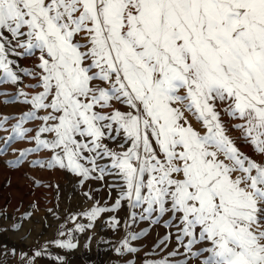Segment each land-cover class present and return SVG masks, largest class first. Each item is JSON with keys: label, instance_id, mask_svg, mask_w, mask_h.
<instances>
[{"label": "snow or ice", "instance_id": "6c2138e0", "mask_svg": "<svg viewBox=\"0 0 264 264\" xmlns=\"http://www.w3.org/2000/svg\"><path fill=\"white\" fill-rule=\"evenodd\" d=\"M0 86L24 106L0 113V153L28 145L5 163L70 189L35 233L38 202L5 200L0 233L33 242L0 264L76 249L105 213L120 264H264V0H0Z\"/></svg>", "mask_w": 264, "mask_h": 264}, {"label": "rangeland", "instance_id": "374dc122", "mask_svg": "<svg viewBox=\"0 0 264 264\" xmlns=\"http://www.w3.org/2000/svg\"><path fill=\"white\" fill-rule=\"evenodd\" d=\"M30 62L22 60L21 64L28 66ZM2 87V86H0ZM11 90V86H9ZM3 97L0 96V100ZM24 106L21 104H13L7 107L0 105V113H16L19 112ZM11 123V121H9ZM10 131V129H9ZM231 136L236 137L238 133L231 131ZM6 132L0 129V145L4 142ZM238 147L245 153L252 155L253 150L245 143L237 140ZM26 141H13L8 146V150L0 153V206H3L5 200L9 201L8 211L11 213L15 208H19L20 212L31 210L29 208L30 202L36 200L39 204L38 210L34 211L35 223L33 224L34 233L40 230V220L45 214V208L51 207L56 203V188L55 185H60V202L61 206L68 203L67 197L70 189L64 182V177L58 172L40 168L38 165H29L24 162L22 166H17L13 169L5 163L6 160L11 159L18 155L12 149L27 147ZM40 154H30L29 159ZM31 177L42 180L44 185H52V187H44L43 185H33ZM11 180V187L8 186L7 181ZM105 196L104 192L100 193ZM78 197L73 196L72 203H76ZM22 201V203H21ZM117 215L124 216V212L117 210ZM18 215V213H17ZM111 213L102 214L94 222V227L91 230H86L84 233H79L76 236L78 247L73 250L57 249L52 250V257L40 258L39 264H58L54 261L56 254L64 255L67 264H120V258L113 250L112 245L123 235L122 231L114 230L107 225L106 217ZM86 222V221H84ZM144 226V225H140ZM123 225L121 224V229ZM138 230V228H137ZM53 230L48 229L43 233L44 237H50ZM156 232H163L162 228L154 229L149 235L145 243H149L156 235ZM91 235V239L88 237ZM33 241H20L15 237L0 233V243H7L9 246H17L24 248L27 251V244ZM87 244V246H85Z\"/></svg>", "mask_w": 264, "mask_h": 264}]
</instances>
